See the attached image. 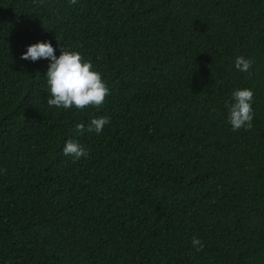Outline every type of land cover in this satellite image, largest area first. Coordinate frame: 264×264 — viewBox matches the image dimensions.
I'll return each instance as SVG.
<instances>
[{"label":"trees","instance_id":"16d2710c","mask_svg":"<svg viewBox=\"0 0 264 264\" xmlns=\"http://www.w3.org/2000/svg\"><path fill=\"white\" fill-rule=\"evenodd\" d=\"M42 41L92 61L99 109L47 104ZM0 264H264V0H0Z\"/></svg>","mask_w":264,"mask_h":264},{"label":"clouds","instance_id":"9594fccd","mask_svg":"<svg viewBox=\"0 0 264 264\" xmlns=\"http://www.w3.org/2000/svg\"><path fill=\"white\" fill-rule=\"evenodd\" d=\"M77 0H70L75 4ZM60 41L59 39H57ZM22 60H31L33 62L39 59H48L50 61L47 72V84L49 86L50 98L47 104L51 107L83 110L87 107L99 109L110 94V89L102 77V74L93 67L92 61L86 59L81 52L66 48L64 45L60 48V55L55 54V48L51 42H36L27 47V51L22 53ZM253 60L238 56L235 59V67L240 72L248 73ZM254 92L250 88L237 89L232 93L233 103L228 106V122L232 129L241 128L251 129L254 117L252 101ZM110 122L107 116L93 118L85 129L83 122L75 125L74 131L83 133L95 131L100 133L106 124ZM64 156L72 157L76 162L81 157L89 155L88 150L77 140L69 138L63 146ZM192 246L197 251L204 248L202 241L193 236Z\"/></svg>","mask_w":264,"mask_h":264}]
</instances>
